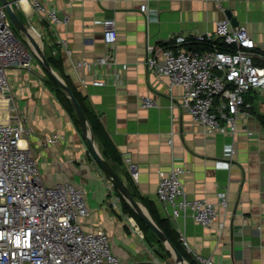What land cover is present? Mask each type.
Here are the masks:
<instances>
[{
  "label": "crops",
  "instance_id": "obj_1",
  "mask_svg": "<svg viewBox=\"0 0 264 264\" xmlns=\"http://www.w3.org/2000/svg\"><path fill=\"white\" fill-rule=\"evenodd\" d=\"M11 1L24 24L40 32L43 52L60 61L61 69L52 70L77 90L100 123L102 143L120 156L116 172L126 184L130 174L125 155L137 163L139 177L132 187L146 199L154 216L178 240L183 232L192 252L210 264H264V90L244 95L249 106L241 109L234 134L208 133L186 110L171 107L172 101L180 102L182 88L171 85L168 76L151 73L145 64L148 46L158 55L178 34L213 37L217 21L230 11L239 25L248 28L260 54L255 63L264 66V0H225L224 12L213 0H43L69 16L65 24L41 19L28 0ZM105 18L115 20L117 31L112 48L115 64L109 66L95 63L106 52ZM83 60L90 64L80 66ZM48 74L36 56L29 68H10L7 104L0 103L6 120H23L27 132L21 145L30 149L43 181L47 185L70 181L84 191L90 215L81 220L83 228L103 230L121 264H174L166 245L153 230L145 231L126 208L125 198L93 157L80 125L48 85ZM94 80H103L104 85L95 86ZM145 96L153 98L156 106L143 107ZM53 132L62 134L63 140L44 144V136ZM94 142L100 152L99 142ZM174 166L184 170L180 177L188 198L216 204L211 228L189 215L173 219L156 197L158 172ZM221 192L226 194V207L218 204Z\"/></svg>",
  "mask_w": 264,
  "mask_h": 264
},
{
  "label": "built area",
  "instance_id": "obj_2",
  "mask_svg": "<svg viewBox=\"0 0 264 264\" xmlns=\"http://www.w3.org/2000/svg\"><path fill=\"white\" fill-rule=\"evenodd\" d=\"M36 14L50 24H65L69 16L59 14L43 0H28ZM219 10L225 11V0H213ZM147 10V4H142ZM41 41L38 29L27 25ZM105 51L95 63L115 64L112 48L117 40L115 20L102 22ZM169 47L158 55L148 46L145 60L148 71L157 76H168L171 85L183 90L180 102H171L186 110L193 121L208 132L237 130V119L248 107L244 95L253 90H264V66L255 63V42L246 25H233L229 17L217 21L213 37L204 33L186 36L175 35ZM220 43V48L218 46ZM62 46L67 50L65 40ZM208 45L205 50H193L189 45ZM14 32L5 7L0 3V103L7 104L5 92L9 85L10 68H29L34 57ZM38 58V57H37ZM39 59V58H38ZM87 66L90 62L78 63ZM95 86L104 85L94 80ZM143 107L156 106L153 98L145 96ZM27 132L22 119L14 122L0 118V264H121L114 254L107 234L101 230H85L81 220L90 215L84 191L70 181L47 185L40 174L37 161L30 149L21 145ZM63 140L57 132L44 136L46 145ZM233 153V150L231 151ZM128 171L138 180L139 168L129 155H125ZM183 169L172 167L159 171L156 197L174 219L191 216L196 223L211 228L217 217L216 204L205 198H188L180 175ZM218 204L226 207V194H218ZM132 220V219H131ZM133 221V220H132ZM135 229L140 232L133 221ZM223 223H219V228ZM179 240L196 260L210 264L209 260L192 252L183 232Z\"/></svg>",
  "mask_w": 264,
  "mask_h": 264
},
{
  "label": "water",
  "instance_id": "obj_3",
  "mask_svg": "<svg viewBox=\"0 0 264 264\" xmlns=\"http://www.w3.org/2000/svg\"><path fill=\"white\" fill-rule=\"evenodd\" d=\"M1 4L5 7L8 17L13 25V28L23 34L28 41L31 43L32 48L34 49L37 57L39 58L42 66L45 70L48 71L51 78L55 81V83L61 88V90L66 94L69 98L72 107L74 109L75 115L77 117L78 123L80 125L81 131L83 136L85 137L89 149L95 158L96 162L103 170V172L108 176L111 180L113 185L116 189L120 192V194L125 198L128 204L134 209L140 219H142L147 226L153 230V232L157 235V237L166 245L168 250L172 253L174 257V264H187L186 258L181 254V252L174 246V244L169 240L167 235L163 232V230L158 226V224L153 220L151 215L146 211L142 210L141 203L135 199L132 195L129 187L125 183V181L121 178V176L113 169V167L109 164V162L103 158L101 153L99 152L97 146L95 145L93 133L89 122L87 120L86 114L81 107L79 101L77 100L76 96L74 95L71 88L52 70L51 66L49 65L47 59L45 58V54L43 49L37 43L35 38L29 32L28 27L18 16L16 10L13 7V1L11 0H0ZM227 16L231 20L233 25H237L238 22L230 11L226 12ZM13 106L11 102V107ZM143 207V206H142Z\"/></svg>",
  "mask_w": 264,
  "mask_h": 264
},
{
  "label": "trees",
  "instance_id": "obj_4",
  "mask_svg": "<svg viewBox=\"0 0 264 264\" xmlns=\"http://www.w3.org/2000/svg\"><path fill=\"white\" fill-rule=\"evenodd\" d=\"M17 14L20 17V19L22 20L21 14L18 11H17ZM218 46L220 48V43L219 42H218ZM163 47L166 48L165 46H163ZM188 48L193 49V50H205V49H208L209 46L208 45H200V44H192V45H189ZM44 54H45V58L47 59L49 65L53 69H55V70H60L61 69V63L55 57V55H53V56L47 55L46 52ZM62 77L67 82L66 77H64V76H62ZM47 83L52 88V90L54 91V93L57 96L58 100L62 103V105L66 108V110L73 117L75 123L79 126L77 117L75 115L74 109L72 107V104H71L69 98L61 90V88L55 83V81L51 78V76L49 74H48ZM67 84L69 85V87L73 91L74 95L76 96L77 100L79 101L81 107L83 108V110H84V112L86 114L87 120L89 122V125H90L92 133H93V138H94L95 141L99 142L100 152H101L103 158L106 159L110 163V165L114 168V170L116 171L115 164L116 163L117 164L121 163L120 156L118 154H116V152H114L112 150H109L107 148V146L104 147V145H106V144L102 143L104 141V139H103L102 135H100V123L98 121H96V118L92 117L90 111L88 110V108L86 107V105H85V103L83 101V98L80 97V95L77 92V90L74 87H72L69 82H67ZM127 181H128L127 182V186L129 187L132 195L135 197V199L137 201L142 202L149 209V211L151 212V214H152L154 220L156 221V223L158 224V226L163 230V232L167 235V237L174 244V246L181 252V254L191 264H197L195 262V260L192 259L191 256L186 252L185 248L182 246L181 242L177 239L176 234H174L173 230L170 229L169 227H167L162 221L157 219L156 216H154V213L150 210V205L146 201V199L143 198L140 194H138L136 192V190L132 187V182H134V181H133V179L131 178L130 175H129V177H127ZM123 201H124V204H125L126 208L130 211L131 214H133L135 216V218L138 220V222L141 225V227L145 231H149V227L144 223V221L142 219L139 218V216L133 210V208L125 201V199H123Z\"/></svg>",
  "mask_w": 264,
  "mask_h": 264
},
{
  "label": "bare ground",
  "instance_id": "obj_5",
  "mask_svg": "<svg viewBox=\"0 0 264 264\" xmlns=\"http://www.w3.org/2000/svg\"><path fill=\"white\" fill-rule=\"evenodd\" d=\"M29 32L32 34V36L35 38V40L37 41L38 40V36L37 34L32 30V29H29ZM5 109L3 108H0V118L5 121L6 120V116H5ZM22 142V141H21ZM22 144V143H21ZM142 210H144V208L141 206Z\"/></svg>",
  "mask_w": 264,
  "mask_h": 264
},
{
  "label": "rangeland",
  "instance_id": "obj_6",
  "mask_svg": "<svg viewBox=\"0 0 264 264\" xmlns=\"http://www.w3.org/2000/svg\"><path fill=\"white\" fill-rule=\"evenodd\" d=\"M14 32L17 35V37H19L21 40H23V41H25L27 43L28 47L32 46L31 43L28 41V39L23 34L17 32L15 29H14ZM37 43L39 45H41V41L39 39L37 40Z\"/></svg>",
  "mask_w": 264,
  "mask_h": 264
}]
</instances>
